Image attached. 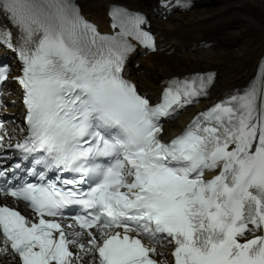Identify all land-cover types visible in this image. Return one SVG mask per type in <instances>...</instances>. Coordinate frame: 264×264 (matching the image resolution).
<instances>
[{
  "label": "snow or ice",
  "instance_id": "1",
  "mask_svg": "<svg viewBox=\"0 0 264 264\" xmlns=\"http://www.w3.org/2000/svg\"><path fill=\"white\" fill-rule=\"evenodd\" d=\"M106 15L101 31L76 0H0L16 64H0V264H264V55L215 99L209 70L163 76L153 99L128 71L163 50L147 14Z\"/></svg>",
  "mask_w": 264,
  "mask_h": 264
},
{
  "label": "bare ground",
  "instance_id": "2",
  "mask_svg": "<svg viewBox=\"0 0 264 264\" xmlns=\"http://www.w3.org/2000/svg\"><path fill=\"white\" fill-rule=\"evenodd\" d=\"M81 12L105 26L106 6L110 0H77ZM130 6L152 7L155 0H123ZM156 31L169 55L158 53L142 59V71L135 77L147 91L154 93L163 76L187 69L213 67L218 71L212 97L244 84L264 51V0H199L185 13L158 18ZM209 42L210 47L198 45ZM208 101H202L200 106ZM186 111L174 122L177 130Z\"/></svg>",
  "mask_w": 264,
  "mask_h": 264
}]
</instances>
